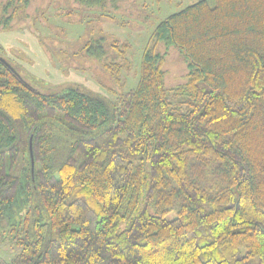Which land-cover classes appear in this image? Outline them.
I'll return each instance as SVG.
<instances>
[{
  "label": "trees",
  "instance_id": "16d2710c",
  "mask_svg": "<svg viewBox=\"0 0 264 264\" xmlns=\"http://www.w3.org/2000/svg\"><path fill=\"white\" fill-rule=\"evenodd\" d=\"M30 3L8 0L4 21ZM129 48L84 46L117 81ZM172 48L186 71L169 86ZM14 68L0 60V235L19 251L0 264H264V0L166 17L116 100Z\"/></svg>",
  "mask_w": 264,
  "mask_h": 264
},
{
  "label": "rangeland",
  "instance_id": "374dc122",
  "mask_svg": "<svg viewBox=\"0 0 264 264\" xmlns=\"http://www.w3.org/2000/svg\"><path fill=\"white\" fill-rule=\"evenodd\" d=\"M197 1L125 0L118 11H103L85 8L74 0H30L23 9L19 5L21 11L12 22H6L8 0H0V57L16 66L38 90L77 86L116 100L136 87L143 51L159 22ZM101 37L108 46L115 41L130 44L127 55L132 68L122 71L120 81L105 69L109 59L91 58L84 50L89 40ZM111 54L114 52L109 50V57ZM166 65L167 85L182 82L186 66L176 49H170ZM18 251L0 235V258L10 261Z\"/></svg>",
  "mask_w": 264,
  "mask_h": 264
},
{
  "label": "water",
  "instance_id": "95a60500",
  "mask_svg": "<svg viewBox=\"0 0 264 264\" xmlns=\"http://www.w3.org/2000/svg\"><path fill=\"white\" fill-rule=\"evenodd\" d=\"M0 60L9 68H11L14 72L17 73L16 69L4 58L0 57ZM32 164L34 165V161H32Z\"/></svg>",
  "mask_w": 264,
  "mask_h": 264
}]
</instances>
